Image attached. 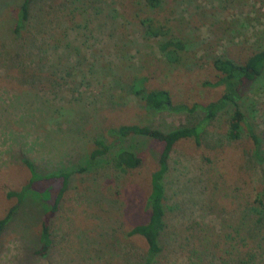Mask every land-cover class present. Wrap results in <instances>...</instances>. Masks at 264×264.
<instances>
[{
    "label": "rangeland",
    "instance_id": "374dc122",
    "mask_svg": "<svg viewBox=\"0 0 264 264\" xmlns=\"http://www.w3.org/2000/svg\"><path fill=\"white\" fill-rule=\"evenodd\" d=\"M22 0H0V264H143L146 242L128 230L148 220L145 201L162 142L144 134L120 140L121 125L167 133L197 123L200 110L148 109L133 92L164 88L175 103L206 104L223 87L205 86L219 73L218 56L244 63L264 46V0H31L28 20L14 30ZM150 25L161 30L153 35ZM180 41L168 61L161 41ZM232 106L209 121L200 144L177 141L164 178L161 251L152 264H264V216L251 210L264 196V79L250 85L239 110L261 139L254 152L245 125L227 136ZM110 145L86 166L94 140ZM143 157L119 167L117 152ZM28 159L40 174L68 172L27 185ZM86 166L85 169H82ZM82 170H81V169ZM47 222L51 244L36 253ZM258 222V223H257Z\"/></svg>",
    "mask_w": 264,
    "mask_h": 264
},
{
    "label": "trees",
    "instance_id": "16d2710c",
    "mask_svg": "<svg viewBox=\"0 0 264 264\" xmlns=\"http://www.w3.org/2000/svg\"><path fill=\"white\" fill-rule=\"evenodd\" d=\"M31 0H22L18 11L17 20L14 30L18 31L23 27L28 20L29 3ZM151 5H155L157 0H147ZM151 33L158 35L161 30L155 29L150 25ZM159 49L164 52V56L168 61H174L178 57V50L182 49L180 41L165 40L159 44ZM214 69L219 73V77L216 81H204L205 86H222V95L216 100L210 101L206 104H200L197 102L191 103H175L167 89H151L145 90L140 84L133 83V92L139 96L148 109L155 111H167L173 113L180 112H194L200 110L204 113L203 117L195 124L191 126H180L174 128L167 133H161L158 130L151 129L148 126L139 127L131 125H121L119 127L110 128L109 133L115 136L117 139H121L125 136L133 134H144L153 137L162 142L163 146L160 151L158 166L150 175V191L147 195L145 205L149 211L148 220L144 223H138L132 226L128 232V236L140 235L144 238L147 248L146 256L143 264H152L154 258L161 251V245L159 243V237L161 230L164 227V199H165V186L164 178L168 171V158L172 150L173 145L184 138L194 139L196 144H200V139L205 127L224 107H233L231 115L228 119V132L227 136L235 140L240 137L242 132V126L245 125L247 132L252 139L254 152L258 158H261V139L258 137L253 127L247 122L244 114L239 110V101L247 91V89L256 82H262L264 79V46L260 49L252 52L244 63H237L231 58L218 56L213 61ZM108 144H105L104 140L97 138L94 140V148L89 154L88 163L89 166L94 159L105 154L109 149ZM25 165L30 171V177L27 185H25L20 191H11L9 196H17L20 200L24 196V192L28 187L37 180L61 177L62 185L58 190L54 199L53 205L50 208L51 211L56 210L59 200L66 188L69 173H49L40 174L36 171L35 166L31 161L26 159ZM143 157L141 154L128 149H121L117 152L115 163L119 167L126 169H135L141 166ZM86 166L82 169H85ZM81 169V168H80ZM81 169V170H82ZM256 205H252L253 210L257 215V221L262 222L264 216V196L256 197ZM13 208L3 217L0 218V237L3 227L7 223ZM258 223V222H257ZM51 244L50 230L47 222H43L40 228L39 246L36 249V253L45 255ZM247 252L238 258V264H248L253 258L251 249L246 248Z\"/></svg>",
    "mask_w": 264,
    "mask_h": 264
}]
</instances>
